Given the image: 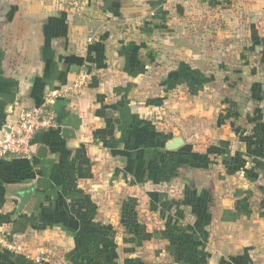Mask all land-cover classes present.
I'll use <instances>...</instances> for the list:
<instances>
[{
	"label": "crops",
	"instance_id": "0c3cea01",
	"mask_svg": "<svg viewBox=\"0 0 264 264\" xmlns=\"http://www.w3.org/2000/svg\"><path fill=\"white\" fill-rule=\"evenodd\" d=\"M82 1L0 0V134L91 74L0 157V233L42 264H264V0Z\"/></svg>",
	"mask_w": 264,
	"mask_h": 264
},
{
	"label": "built area",
	"instance_id": "2783aa9c",
	"mask_svg": "<svg viewBox=\"0 0 264 264\" xmlns=\"http://www.w3.org/2000/svg\"><path fill=\"white\" fill-rule=\"evenodd\" d=\"M66 7L75 13L80 14L83 11L82 0H66ZM93 35L87 38L88 41L93 39ZM91 79V74L87 70H79L74 78L67 84L48 89L43 96L42 104L21 109L15 121L7 126L0 134V157H26L33 155L31 138L41 130H46L56 125L54 115L50 109L57 98L74 96L81 93L83 88ZM24 241L18 238H9L0 233V246L8 251L20 254L36 264H42L50 261L57 253L56 249L51 246L38 248L37 255L31 256L24 253Z\"/></svg>",
	"mask_w": 264,
	"mask_h": 264
},
{
	"label": "water",
	"instance_id": "95a60500",
	"mask_svg": "<svg viewBox=\"0 0 264 264\" xmlns=\"http://www.w3.org/2000/svg\"><path fill=\"white\" fill-rule=\"evenodd\" d=\"M68 133L71 134L70 131L67 128H64L63 135L66 136V137H71L72 138V134H71V136H69ZM182 143H183V139L181 137L177 136V137L172 138L168 142V144L166 145V148L175 149V148L179 147ZM29 197H30L29 192L24 191V190L21 191V194L18 195V201L16 203L15 214L19 213L24 208V206L26 205Z\"/></svg>",
	"mask_w": 264,
	"mask_h": 264
},
{
	"label": "rangeland",
	"instance_id": "374dc122",
	"mask_svg": "<svg viewBox=\"0 0 264 264\" xmlns=\"http://www.w3.org/2000/svg\"><path fill=\"white\" fill-rule=\"evenodd\" d=\"M191 2L195 5V6H197V4H199V3H202V0H191ZM194 12H198V11H194ZM193 17H197V15H195V13H194V15H193ZM221 17H219L218 19H220ZM204 20H206V18H204ZM215 20L216 19H214L212 22H215ZM201 21H202V19H201ZM201 27L199 28L200 30H202V25H200ZM229 75H231V74H229ZM233 75V74H232ZM22 245H23V248H24V253L25 254H29V255H31V256H34V255H37V254H39L38 253V248L39 247H41L42 249H43V244H42V242L40 243V244H38V245H36V246H34V247H30V243L29 242H27V240H24V241H21L20 242ZM47 246H49V245H47ZM52 247V246H51ZM54 248V247H53ZM44 250V249H43ZM56 251H57V253L55 254V256L53 257V258H50L51 259V261L55 258V259H57L58 257H60V253H59V251H58V249H56Z\"/></svg>",
	"mask_w": 264,
	"mask_h": 264
}]
</instances>
